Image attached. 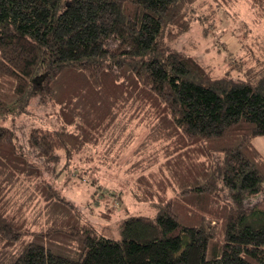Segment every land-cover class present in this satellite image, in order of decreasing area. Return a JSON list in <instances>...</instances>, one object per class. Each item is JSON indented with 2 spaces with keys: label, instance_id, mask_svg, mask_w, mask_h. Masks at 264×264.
Masks as SVG:
<instances>
[{
  "label": "trees",
  "instance_id": "16d2710c",
  "mask_svg": "<svg viewBox=\"0 0 264 264\" xmlns=\"http://www.w3.org/2000/svg\"><path fill=\"white\" fill-rule=\"evenodd\" d=\"M196 1L0 0V241L21 246L0 264H264V66L211 78L166 49ZM33 99L58 127L31 128L23 152L14 119ZM85 150L155 215L100 232L46 177Z\"/></svg>",
  "mask_w": 264,
  "mask_h": 264
},
{
  "label": "rangeland",
  "instance_id": "374dc122",
  "mask_svg": "<svg viewBox=\"0 0 264 264\" xmlns=\"http://www.w3.org/2000/svg\"><path fill=\"white\" fill-rule=\"evenodd\" d=\"M210 1L197 0L188 28L179 32L166 29L159 37L160 42L168 50L194 58L211 78L244 80L258 75L264 66V8H253L251 0H216L218 9H210ZM54 112L53 106L41 105L33 99L26 110L15 117L13 129L23 152L31 128L58 127ZM135 144L130 146L123 159ZM253 144L264 155V137L254 138ZM87 154L88 150L78 152L64 166L63 159L56 165L57 174L47 173L46 177L100 232L115 238L119 223L127 216L155 215L156 210L150 204L134 202L130 198L128 188L130 190L131 185L127 183L123 166H99L95 161L85 160ZM118 189L123 200L118 197ZM256 200L264 205V196L260 195ZM47 226L43 223L40 229ZM77 247L78 241L71 238L63 250ZM20 250L21 246L17 244L3 247L0 241V253L7 263H11Z\"/></svg>",
  "mask_w": 264,
  "mask_h": 264
}]
</instances>
